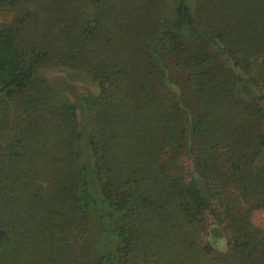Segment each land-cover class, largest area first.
<instances>
[{"label":"trees","instance_id":"16d2710c","mask_svg":"<svg viewBox=\"0 0 264 264\" xmlns=\"http://www.w3.org/2000/svg\"><path fill=\"white\" fill-rule=\"evenodd\" d=\"M198 1L48 0L0 26V264H264V0ZM47 67L97 85L83 120Z\"/></svg>","mask_w":264,"mask_h":264},{"label":"rangeland","instance_id":"374dc122","mask_svg":"<svg viewBox=\"0 0 264 264\" xmlns=\"http://www.w3.org/2000/svg\"><path fill=\"white\" fill-rule=\"evenodd\" d=\"M10 1L7 2H1L0 1V26L4 25H10L14 22L17 15L23 11V9H29V11L35 12V13H43V11L40 10L41 4H46L48 0H21V2L18 4L17 7H14ZM190 3L194 5H198V0H189ZM165 6L167 8L172 7V0H165ZM85 16L83 17L84 20L87 19L88 16L91 17V11L85 10ZM52 27H55L53 23H51ZM54 40V39H52ZM43 75L48 80L51 91H52V98L55 100H62V101H69L70 103H73L76 108H78L79 113V119L83 120V112L82 108L80 107L79 99H81L83 96L87 94H95L98 92L97 85L93 82H91L90 76H87L83 71L79 70H67L65 68H59L54 69L53 67H47L42 70ZM3 105V104H2ZM3 113V109L0 107V114ZM2 116H0L1 119ZM84 131H88V126L86 122H84ZM8 139H4L1 142L2 147L6 145L8 142ZM85 161L88 163L87 165L91 168L92 167V161L90 157L89 152H85ZM183 164L186 166L188 165V168L190 166L189 160L187 158L183 159ZM91 174V173H90ZM91 177V184L93 188H95V180ZM0 203L2 204V207L4 208V204L2 202V199H0ZM210 221H212L210 217ZM253 221L257 227H260L264 229V209L255 211L253 213ZM90 232L89 237L95 238L96 235L99 233L100 226L98 220H94L93 223L90 225ZM221 226L219 224L215 225L212 229H215L216 233H209L207 236V239L213 244V246L218 251H227L228 249V235L226 233H223ZM107 241V235L104 236L103 245H106Z\"/></svg>","mask_w":264,"mask_h":264}]
</instances>
